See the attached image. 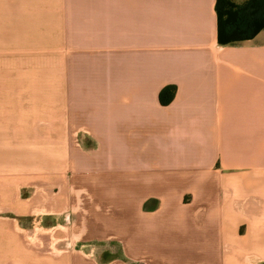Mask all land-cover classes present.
Masks as SVG:
<instances>
[{
	"label": "crops",
	"instance_id": "obj_1",
	"mask_svg": "<svg viewBox=\"0 0 264 264\" xmlns=\"http://www.w3.org/2000/svg\"><path fill=\"white\" fill-rule=\"evenodd\" d=\"M215 3L0 0V264H264V29Z\"/></svg>",
	"mask_w": 264,
	"mask_h": 264
},
{
	"label": "trees",
	"instance_id": "obj_2",
	"mask_svg": "<svg viewBox=\"0 0 264 264\" xmlns=\"http://www.w3.org/2000/svg\"><path fill=\"white\" fill-rule=\"evenodd\" d=\"M217 42L228 45L251 39L264 29V0H216ZM174 88L159 94L161 105L171 101Z\"/></svg>",
	"mask_w": 264,
	"mask_h": 264
},
{
	"label": "rangeland",
	"instance_id": "obj_3",
	"mask_svg": "<svg viewBox=\"0 0 264 264\" xmlns=\"http://www.w3.org/2000/svg\"><path fill=\"white\" fill-rule=\"evenodd\" d=\"M241 1V0H240Z\"/></svg>",
	"mask_w": 264,
	"mask_h": 264
}]
</instances>
